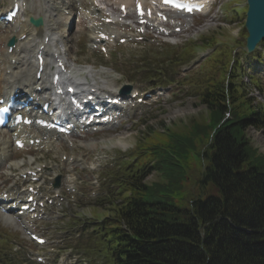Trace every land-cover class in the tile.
<instances>
[{
  "label": "trees",
  "instance_id": "1",
  "mask_svg": "<svg viewBox=\"0 0 264 264\" xmlns=\"http://www.w3.org/2000/svg\"><path fill=\"white\" fill-rule=\"evenodd\" d=\"M216 60L195 94L203 108L155 132L105 207L97 232L108 264H264V153L246 136L264 131V108L245 97L236 59ZM149 169L159 179L144 183ZM0 259L13 264L3 249Z\"/></svg>",
  "mask_w": 264,
  "mask_h": 264
},
{
  "label": "rangeland",
  "instance_id": "2",
  "mask_svg": "<svg viewBox=\"0 0 264 264\" xmlns=\"http://www.w3.org/2000/svg\"><path fill=\"white\" fill-rule=\"evenodd\" d=\"M228 1L230 0H217V5L215 6L214 11L212 13L195 18L191 24V29L185 33L179 34V36L182 38H185V37L194 35L197 29H200L202 31L210 29V31L214 30V31L220 32L221 34L222 32H224L228 37L226 36V38H224L221 36L220 39L226 40L228 45H232L233 43L232 38L241 40L244 36V33L242 31V26H241L242 17L239 16V14H241L244 11L243 9L244 0H234L236 2L234 8H236V10L239 11V12H236L237 13L236 21L231 20V19L228 21H225L223 19L225 18L224 12H226L223 10V7H227V4L225 3ZM82 5L85 6V4L83 3ZM115 6L116 4L113 5V8H112L114 11L116 8ZM77 9H79V6L77 7ZM108 10H109V7H108ZM23 18L24 17H21V19ZM227 19H229V16L226 17V20ZM87 26L88 24L82 20V17L78 11V14L76 13L75 26L68 36V39H67L68 42H66L68 46V50L70 51L68 55V61L70 62V64L72 63L71 66L73 68H81L85 66V64L94 63L95 64L94 66L97 67L99 64L97 69H99L100 73H102V76L106 78L108 81L115 82L116 84H119V85L120 84L131 85L132 88L145 89L148 86L146 85V83H149V81L144 82V80L141 77L139 78L137 77V79L135 78L136 82L125 80L126 76L124 74H126L127 72L131 73L130 68H132L136 64L137 58L130 57L128 59L129 57L128 54L133 53L130 51L132 49V46L134 45L127 44V43H130L128 39H126L125 46L116 45V49L121 52V55L118 56L117 58H114L115 62L106 61L105 63L101 60V58L98 56L97 53L93 52V54H90L89 52L86 51L88 49L85 48L84 44L88 42L87 31L89 28L87 29ZM204 33H207V31H205ZM8 37H9V28H5V29L0 28V49L1 50H3L4 41ZM139 53L140 52H138L137 54ZM241 61H242L243 66L246 67V62L248 63V60H244L242 57ZM198 65L199 64L191 66L188 69V71H192V70L194 71L195 69H198L199 67ZM263 69H264V66L262 67V69H258L254 71V73L255 74L260 73ZM248 71L252 72V70H248ZM187 72L179 73V77H184V75L185 76L190 75V73L188 74ZM119 79H120V83L116 82ZM139 80H141L142 83ZM184 87H185L184 93L179 91L180 86H176L175 88H173L172 91L168 89L166 94L169 93L172 95L174 93L173 100L172 98L166 99L168 95L166 96V94H164L158 104H155V106L147 108V109H145L146 107H144L143 109H145V111H143V113L137 117H141V119L146 120L148 124H153L154 127L160 128L163 122L169 123L172 120H178L179 118H184L186 116L189 117L191 114L196 113V111L201 109L202 106L198 103V100L192 95L193 93L191 92L190 87L188 85H185ZM186 90L187 92H185ZM252 93L255 94L254 90H252ZM256 99L260 101L261 103H264V96L262 97V95H260V98L256 96ZM156 105H159V106H156ZM137 117H135L136 119H134L133 122H128L124 127H122V128H126L130 126L128 129H118L115 132L106 131V133L99 134L95 138L96 145L94 149L96 151H99L101 149L102 154H105L108 160L111 161V165L114 164L115 169L118 166L117 165L118 161L117 160L114 161V158H113L114 150H117L119 152L125 151L123 150V148H121V146H124L126 147V150H127L124 153H127L133 147L136 137H138L140 135V132L144 129L143 125H141L142 122L140 120L135 122L138 119ZM247 135L249 136V138L251 139V142L255 146H258V148L261 151H264V133L263 132L256 131L253 129H248ZM100 137H104L105 139L114 137L113 140L116 141L119 145L115 144V147H113L112 149V153L108 154L107 149L109 148L103 147L98 143ZM146 144H150L149 138H146ZM10 153H11L10 155L11 160L21 161L24 159L25 160L28 159L29 156L28 155L26 156V154H34V149L26 148L23 151H16L13 148H10ZM97 153L100 156H103L101 155L100 151ZM36 155L38 156V158H41V159H46V160L52 159L51 155H47L46 153L41 152L40 150L36 152ZM5 174H6L5 165H2V167L0 168V184L8 183L9 180H8V177L5 176ZM156 179H157V174L155 171H152L145 177V181L147 182H151ZM88 186H89V181L85 179L79 187V194L81 190L83 192H86L88 189ZM89 205H92V204H90L89 201L87 202L86 199L82 196L80 197L79 203H77L74 206L72 205L73 206L72 209H75L76 211H81L83 213L86 212L85 216L76 217V220H78L79 222H82L84 221V219L89 218L88 216L89 214L88 209L90 207ZM91 210L94 211L95 208L92 207ZM63 218L64 220L62 221L64 223L67 220V218L65 217ZM22 225H25L29 228H33V229L40 231L41 234H44L47 236L49 240L48 242L50 244L52 242L55 245L59 244L60 248L65 247L66 244L65 242H63V238L58 239V241H56L55 237L61 235L60 231H56V229L60 230V228L62 227L65 228L66 225H63L62 223H56L55 219H52L47 222L28 223L26 218L16 219L14 223H10V222L6 223L3 216L0 214V249L1 250H2V237L4 236L3 238H8V240L10 241V247H11V248H4V250L11 253V257L13 260H17L16 262H18L19 260L17 264H38L35 261V257L37 255H42L46 257V259H48V264H54L53 254L47 255L48 253L47 251H42L43 250L42 248L38 249L37 247H34L31 244V242L28 239H26L23 228H21ZM54 225L56 227L59 226V228L55 229ZM69 231H74V230L69 229ZM5 233H10V235L5 234ZM75 240L76 241H73V239L69 240V243L74 246L73 250H70V249L65 250L67 251L66 253L65 251H62L61 253L62 255L61 257H59L61 258V261H59L60 264H77L75 263V259H78V261L81 264H85V262L86 264H102V260L98 257H96L92 262L91 258L83 255L84 253H87L89 251L88 247H93L94 245L93 242L84 241L83 234H80L79 237ZM75 250H77V253L84 256L83 259L80 257L79 254H76L74 257L70 258L71 256L70 253L72 254ZM91 256L93 257V255Z\"/></svg>",
  "mask_w": 264,
  "mask_h": 264
},
{
  "label": "bare ground",
  "instance_id": "3",
  "mask_svg": "<svg viewBox=\"0 0 264 264\" xmlns=\"http://www.w3.org/2000/svg\"><path fill=\"white\" fill-rule=\"evenodd\" d=\"M122 1H125L127 4H129L130 0H113V2L117 3L118 5L120 3H123ZM112 3L110 4V6H112ZM56 4H57V2L54 3V11L52 10V12L49 11L44 4L41 7V9L44 11V13H43L42 10H40L42 12L41 16L44 18V21H45V24L43 26L45 28L44 30L45 31H49V32L53 31V35L55 33L56 26L59 23H61V21H62V16H61V12H60V5L58 4V6H57ZM93 10L94 11H99L98 9H93ZM53 12H55V14L58 16L57 19L53 17ZM93 17H94V15H90L89 19L91 20ZM43 27H39V28H37V30H35L37 36H41V34L43 32ZM30 29L31 28H29L27 30V32L29 31L28 35L32 36L33 35L32 30L34 28H32V30H30ZM63 37H64V35L60 36V34L59 35L57 34L55 38H57L58 41H61V43H50V44L52 45L53 48H56L58 52H59V47H60L61 51H62V54L64 55L65 51H67V47H66V44L63 43V41H62ZM39 39H41V38H39ZM22 52L25 53V49H23ZM59 55H60V52H59ZM15 56L17 58L19 57L17 54H15ZM5 68H10L11 69V74L9 76H7V74H5V76H4V81L8 82L9 85H18V86H23V87H31L32 86V83H33V80H34L32 74H33V71L35 69V64L28 63L26 57L24 59L20 60L15 68L14 67L12 68L10 63H8L5 66ZM74 76H77V75L73 73L72 76L69 78V80L71 82L76 83L78 89L80 90V88H83L85 86V81L83 83L79 84L84 79L83 78L74 79L73 78ZM41 82H42L43 87L47 86V84H48L47 81L44 78L42 79ZM42 92H45V91H42ZM18 129L19 128L14 129V131H16L19 134L27 131V129H20V130H18ZM29 132H31V131L29 130ZM7 143L8 142L6 141L3 144V146H2V149H3V151L5 150L6 154L8 152ZM2 216H3V218H4V220L6 222L14 223V221L16 220V218L14 216H11V214H2Z\"/></svg>",
  "mask_w": 264,
  "mask_h": 264
},
{
  "label": "water",
  "instance_id": "4",
  "mask_svg": "<svg viewBox=\"0 0 264 264\" xmlns=\"http://www.w3.org/2000/svg\"><path fill=\"white\" fill-rule=\"evenodd\" d=\"M246 3L245 28L248 32L246 50L251 51L255 44L264 37V0H246Z\"/></svg>",
  "mask_w": 264,
  "mask_h": 264
},
{
  "label": "snow or ice",
  "instance_id": "5",
  "mask_svg": "<svg viewBox=\"0 0 264 264\" xmlns=\"http://www.w3.org/2000/svg\"><path fill=\"white\" fill-rule=\"evenodd\" d=\"M166 2L174 3V0H166ZM174 6H177V7H185L184 5H175V4H174Z\"/></svg>",
  "mask_w": 264,
  "mask_h": 264
}]
</instances>
